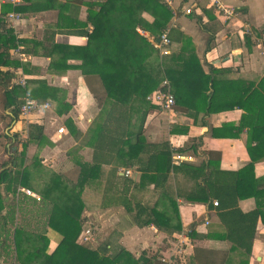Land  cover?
Returning <instances> with one entry per match:
<instances>
[{
  "label": "trees",
  "instance_id": "trees-1",
  "mask_svg": "<svg viewBox=\"0 0 264 264\" xmlns=\"http://www.w3.org/2000/svg\"><path fill=\"white\" fill-rule=\"evenodd\" d=\"M90 6H97L99 10L89 11L88 19L93 25V33L89 36L92 46L84 50L80 69L85 74L97 75L103 88L100 96H95L100 109L96 122L82 141L83 146L92 149L91 162L75 160L77 176L74 179L44 168L38 157L26 164L29 145L34 144L39 149L49 143L42 126L29 124L27 140L9 160L11 167L0 171V189L4 186V190L13 195L18 187L29 188L31 171L39 174L40 187H31L43 200L51 202L47 224L62 236V240L53 254L46 256L47 240L27 232L24 226L15 225L12 208L1 215L5 209L1 193L0 236L11 241L20 264H156V254L142 252L135 257L123 247L109 254V242L103 244V253L98 248L76 243L83 230L80 222L85 210L83 193L104 185L101 205H120L137 227L153 226L166 234L182 230L177 198L205 204L209 210L216 211L225 229L222 235L216 236L217 239L231 244L228 253L241 256L237 262L228 257L224 264H249L257 222L260 220L264 224V211L257 204L255 210L243 213L238 201L264 196V184L258 182L253 173L254 159L236 172L220 170L212 157L198 166L176 163L174 153H183L187 149H174L168 142H148L144 129L148 113L161 111L147 97L166 79L175 100L174 109L175 106L184 108L194 125L200 117V126L206 127L211 114L236 107L242 109L240 125L224 123L211 128V137L237 138L247 127L249 138L264 141V77L256 87H253L254 83H241L240 80L221 82L216 77L219 71L212 68L204 71L191 39L177 30L171 32L180 36L179 51L160 58L158 51L137 28L145 29L155 37L161 35L172 18L161 0H104ZM0 8V85L5 86V107L12 118L17 119L21 100L28 91L26 85L11 84L16 76L10 68L17 69L22 65L10 57V50L17 48L19 41L4 17L24 9L10 2L0 4ZM143 11L153 16L152 23L141 16ZM44 91L39 88L30 95L31 99L45 100ZM234 91L238 92V97L232 96ZM68 129L71 135L78 136L74 127L70 125ZM170 133L186 135L188 128L174 126ZM196 148L197 145L189 147L193 151ZM249 151L254 152L252 148ZM103 166L109 167L104 183L100 181ZM119 168L132 169L138 177L119 175ZM179 173L192 180L194 185L186 192L177 190L172 194L168 181L171 174ZM149 185H153L158 196L152 204L141 200Z\"/></svg>",
  "mask_w": 264,
  "mask_h": 264
},
{
  "label": "crops",
  "instance_id": "crops-1",
  "mask_svg": "<svg viewBox=\"0 0 264 264\" xmlns=\"http://www.w3.org/2000/svg\"><path fill=\"white\" fill-rule=\"evenodd\" d=\"M217 1L232 12L230 19L215 10L213 5ZM102 2L104 0H21L18 5L24 10L20 12L21 21L12 25V31L19 43L17 48L10 50V57L18 60L22 67L10 70L14 76L22 74L26 78V95L30 97L41 88L45 90V100H33L50 103V108L42 115L33 114L28 121L14 119L11 112H8L11 122L6 129L7 120L3 117L0 119V138H3L2 131L12 138L22 130L27 138L29 124L43 127V135L49 143L39 149L34 144L29 145L26 164L38 157L44 168L67 177L71 166L74 172L76 170L77 176L75 160L91 162L92 149L83 146L82 141L87 138L89 129L96 122L100 109L95 96H100L103 88L99 77L83 73L80 65L84 50L92 46L89 36L93 33V25L88 19L89 11L99 10L97 6L91 7L90 4ZM166 6L172 18L161 35L155 37L147 30L137 28L138 33L158 51L160 58L164 59L179 51L180 36L171 32L177 30L191 39L205 72L209 68L219 71L216 77L221 82L240 80L241 83H254L253 87L259 84L264 77V0H172L171 5ZM185 9H190L191 13L186 14ZM141 16L149 23L154 20L148 11H143ZM164 34H167L170 43L169 54L162 56L156 45ZM14 51L17 53H13ZM12 82L14 80H11V84ZM232 96L238 97V92H232ZM174 111L175 116L159 110L148 113L144 129V137L148 142H168L174 149H187L183 153H174V157H180L173 159L176 163L187 162L198 166L212 157L222 171H239L254 159V176L264 184V157H261L264 153V141L258 142L262 138H249L247 127L242 129L237 138H213L210 134L211 128H218L224 123L240 125L242 109L236 107L230 111L211 114L206 127L200 126L201 117L198 124L194 125L184 108L175 106ZM70 125L78 132V136L69 133ZM174 126L187 127L188 133L171 134ZM59 128H64L65 133L58 135ZM64 143L67 146L62 148ZM196 145L195 151L189 149ZM72 147L77 148L71 154L69 150ZM249 148L254 152L250 153ZM4 156L0 155V160L3 161L0 171L11 167L9 160L12 155ZM108 169V166L102 167V183L106 180ZM123 170L125 168H119V175H123ZM132 171L133 177L128 178H137L138 174ZM30 175L29 188L18 187L14 195L6 192L4 186L1 187L0 193L5 201V209L1 215L7 214L12 208L15 211V225L24 226L27 232L46 239L44 253L50 256L58 247L62 236L47 224L51 202L43 200L32 189L40 187L39 174L31 171ZM193 185L192 180L180 173L171 174L168 181L172 194L177 190L186 192ZM103 188L104 185L94 191L87 189L83 193L85 210L80 219L82 229L85 230L89 224L97 228L95 227L92 237L86 243L81 239L82 230L77 244L98 248L102 252L103 244L109 242V254L120 247L135 257L142 252L156 254V264H224L228 257L233 262L241 259L238 253H228L231 247L229 242L217 239L216 236L222 235L225 229L216 211L209 210L205 204L189 203L177 198L182 230L166 234L153 226L137 227L120 205H101ZM25 190H29L31 194H27ZM254 191L252 190L253 193ZM157 197L153 185H149L143 191L141 200L152 204ZM262 197L239 200L238 207L243 213H248L259 204L264 211V196ZM7 226L10 228L9 224ZM0 264H20L11 241H5L3 235L0 236ZM249 264H264V224L260 220L257 222Z\"/></svg>",
  "mask_w": 264,
  "mask_h": 264
},
{
  "label": "built area",
  "instance_id": "built-area-1",
  "mask_svg": "<svg viewBox=\"0 0 264 264\" xmlns=\"http://www.w3.org/2000/svg\"><path fill=\"white\" fill-rule=\"evenodd\" d=\"M10 2L13 5H19L21 3V0H0V4L5 3V2ZM164 4L166 5H171L172 0H161ZM215 7V10L221 13L223 16H225L226 19H230L232 12L228 9L223 7L222 5L215 3L213 5ZM184 12L186 14H190L191 10L190 9H185ZM22 15L20 13L16 12H11L7 14L4 17V20L6 23H8L10 26L14 25L16 22L21 21ZM169 39L167 37V34H164L160 38V42L156 47L160 50V54L162 56L168 55L169 54ZM13 53H17L14 51ZM14 82L18 84L21 87H25L26 85V78L22 74H17L16 77L14 78ZM147 100L154 106L158 107L162 112L168 114V115H173L175 116V111H174V105H175V100L174 97L170 91V84L168 80H164L160 88L154 92H152L150 95H148ZM50 108V103L49 102H39L36 100H33L29 97V95H26L25 97L22 98L21 104L19 106V114H18V119L20 120H28L30 116L33 114H39L42 115L46 110ZM64 128H59L57 130L58 135L64 134ZM180 157L173 156V159H179ZM189 159V158H188ZM122 174L125 177H133V171L131 169H126L122 171ZM27 194H31L29 190H25ZM214 206H217V202L213 203ZM94 233V229L89 226L87 229L83 230L81 233V239L83 241H89L90 238L92 237Z\"/></svg>",
  "mask_w": 264,
  "mask_h": 264
},
{
  "label": "rangeland",
  "instance_id": "rangeland-1",
  "mask_svg": "<svg viewBox=\"0 0 264 264\" xmlns=\"http://www.w3.org/2000/svg\"><path fill=\"white\" fill-rule=\"evenodd\" d=\"M218 3V1H217ZM221 5V4H220ZM191 13V12H190ZM264 67V66H263ZM5 87H1L0 86V119H2L1 117L4 118V120H7V124L5 125V128L9 126L10 122H11V119L8 118L7 116V113L10 112L9 109H7L5 107V96L3 94V91H4ZM155 117V116H154ZM155 118H158V116H156ZM20 120V119H19ZM162 119H160L161 121ZM22 121H28V120H22ZM17 133V134H16ZM14 132V134H16L15 137L12 136V138H9L8 136L5 135V132L2 131V134H3V138H0V155H5L4 157H6V155H13L15 153H17L19 150H21V144L27 140V138L25 137L24 135V130H22V132ZM14 139V141H13ZM67 144V143H66ZM64 143V147L62 148H65L67 145ZM74 148L76 149L77 147H72L69 152L72 153H75L74 151ZM8 157V156H7ZM3 158V157H2ZM3 163L2 159L0 160V166L1 164ZM7 162H5L6 164ZM76 170L74 172V169H73V166H71V171H69L67 173V176L69 178H75L76 176ZM81 218V217H80ZM88 226H91L94 230L97 228L96 226L94 225H88ZM96 227V228H95ZM88 228V227H87ZM86 228V229H87ZM84 243L88 242V241H83Z\"/></svg>",
  "mask_w": 264,
  "mask_h": 264
}]
</instances>
